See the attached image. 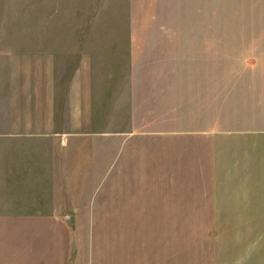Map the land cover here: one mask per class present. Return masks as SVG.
Masks as SVG:
<instances>
[{"label":"rangeland","instance_id":"1","mask_svg":"<svg viewBox=\"0 0 264 264\" xmlns=\"http://www.w3.org/2000/svg\"><path fill=\"white\" fill-rule=\"evenodd\" d=\"M154 21L215 29L174 31L178 37L172 45L183 54L181 61L92 63L98 85L93 103L96 109L108 108V119L106 126L79 127L81 133L92 132L81 140L57 145L66 157L55 161L59 199L82 202L87 196V201L117 206L150 198L202 217L182 218L187 220L210 219L203 215L212 206L264 205V0H0V48L22 46L29 53L23 63L28 114L47 122L48 111H31L32 104L41 108L36 104L47 99L36 92L53 65L64 78L65 68L76 63H54L45 54L64 45L63 39L79 43L86 33H92L93 54L132 45L145 53L164 49V37L151 36L156 31H140L147 35L131 42L134 30L84 29L87 23ZM205 47L214 50L203 56ZM50 147L46 143L45 151ZM44 179L40 183L48 185L53 174ZM31 180L23 176L18 183ZM72 226L96 230L94 259L101 264H145L148 259L150 264H264V223ZM8 229L0 233V264H26L20 252L26 249L24 234L15 225Z\"/></svg>","mask_w":264,"mask_h":264},{"label":"crops","instance_id":"2","mask_svg":"<svg viewBox=\"0 0 264 264\" xmlns=\"http://www.w3.org/2000/svg\"><path fill=\"white\" fill-rule=\"evenodd\" d=\"M66 26L70 28L68 25ZM94 28L103 32L134 30L135 33L130 32L129 34L131 42L142 35H147V33L140 31H156L150 35L156 38L164 37L166 47L164 49L154 47V49H150L149 53L144 51L143 53L138 52V49L132 45L129 49H118L113 53L93 54L90 46L92 33H86L84 38H77L76 40L79 39L78 44L76 41L74 43V40L63 39L61 42L64 45L45 55L50 57L54 63L61 61L76 64L65 68L68 76L64 78L57 76L53 65L50 76L44 78V87L39 88L40 92L39 90L36 92V97L47 98L43 100L44 103L36 104L43 107L35 108V105L32 104V112L39 109L49 112L47 122L36 121L33 116L28 114L30 111L29 78L27 74H24L28 67H24L23 63H27L29 53L23 52L22 46L16 47V51L6 46L0 48V233L3 234L4 231H8L9 225H15V230L24 234L26 249L24 248L20 252L25 263L101 264L96 258L94 259L97 250H94L93 237L96 230L91 226L86 230L77 227L74 229L72 225L161 224L203 221L264 223V205L260 206L253 203L207 207L206 215H203V218H210L211 220H187L182 218L202 217H199L198 212L194 210L182 212L185 207L174 206L169 202L153 201L150 198L147 202L124 201L117 206L103 200V202L87 201V196H84L82 202L59 199L61 187L57 184L59 174L55 171L57 169L55 161H62L66 157L63 155L64 153L62 154L57 150V145L64 147L63 144H67L70 140H81V136L85 135L86 137L92 132L82 131L85 133H81L77 130L79 127L91 129L93 122L100 125H103L104 122V126H106L105 120L108 119V108L104 107L103 110L101 106L100 109H96L98 103H93L92 93L95 91L93 89H96L98 85H96L97 81L94 77L92 63L97 60L133 63L140 61H181L183 54L174 50V45H172L173 39L176 40L178 37V33L174 31L215 29L214 27H207L204 23L155 21L116 25L87 23L84 26V29L93 30ZM105 36L107 34L103 33L102 38ZM166 40L170 42V45L167 44ZM75 45H79V48L77 49ZM212 50L214 47L211 50H207L205 47L201 54L203 56L208 55ZM160 54H163L164 57L159 56ZM94 55L97 56L96 59H94ZM200 60L205 59L200 58ZM32 91L34 92V90ZM100 98L103 97L100 96ZM17 112L20 115L14 114ZM46 143L51 145L48 152L45 151ZM52 174L53 181L50 180V183L45 185L44 177L52 176ZM23 176H31L35 181L31 180L32 183L25 184V186L19 185L18 178ZM41 180H44L43 184L40 183ZM80 191L85 192L86 190ZM114 211L119 215L114 216ZM35 236L36 239H34ZM128 262L135 264L134 261ZM145 264H150V260L145 261Z\"/></svg>","mask_w":264,"mask_h":264}]
</instances>
